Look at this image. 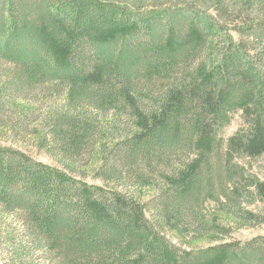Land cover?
I'll return each mask as SVG.
<instances>
[{"label":"trees","instance_id":"trees-1","mask_svg":"<svg viewBox=\"0 0 264 264\" xmlns=\"http://www.w3.org/2000/svg\"><path fill=\"white\" fill-rule=\"evenodd\" d=\"M0 62V121L8 89L66 96L56 166L0 145L15 263L264 264V236L230 234L264 225V0H0ZM88 152L101 184L73 175Z\"/></svg>","mask_w":264,"mask_h":264},{"label":"rangeland","instance_id":"rangeland-1","mask_svg":"<svg viewBox=\"0 0 264 264\" xmlns=\"http://www.w3.org/2000/svg\"><path fill=\"white\" fill-rule=\"evenodd\" d=\"M10 67L7 63L0 62V87L4 85L8 79ZM49 88V89H48ZM6 98L3 101L4 112L1 114L3 124L0 127V145L2 147L14 148L20 150L35 162L56 166L55 156L46 148V144L42 141L49 134V124L46 119L54 110L61 109L62 104L66 103L65 91L58 87L50 85L39 86L34 88L32 92L25 95L16 93L14 90L8 89ZM3 95V96H5ZM21 95V96H20ZM2 109V111H3ZM111 116V113H107ZM107 116V115H106ZM126 113L122 116L117 115L113 121V131H128ZM239 112L234 116L231 124L225 129V137L228 138L236 132L242 124V118ZM127 118V119H126ZM15 127V129H14ZM112 130V129H111ZM90 151V150H89ZM90 152L80 157V166L84 168L77 169L73 175L80 176L84 182L90 185L101 184L94 178L95 173L91 171L92 165L97 160V153L92 155L93 161L90 159ZM87 164V165H86ZM62 168L61 166H58ZM258 169L256 170V172ZM70 172V171H69ZM71 173V172H70ZM72 174V173H71ZM263 177V175H260ZM231 237L242 242L250 241L256 237L264 236V225H256L252 227L234 226L231 230ZM170 241L176 244H184L174 233H167ZM23 231H21V222L13 216L2 211L0 206V264H17L14 262L13 251L7 246V240L12 237L17 241L22 240ZM215 244V242L206 239L192 241L190 243L193 249H205Z\"/></svg>","mask_w":264,"mask_h":264}]
</instances>
